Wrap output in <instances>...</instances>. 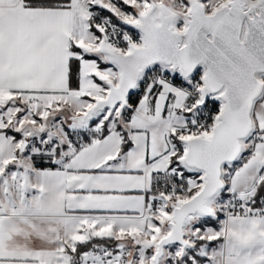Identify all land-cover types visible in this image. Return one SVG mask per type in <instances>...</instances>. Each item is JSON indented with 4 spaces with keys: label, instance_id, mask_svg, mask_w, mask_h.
Returning <instances> with one entry per match:
<instances>
[{
    "label": "snow or ice",
    "instance_id": "snow-or-ice-1",
    "mask_svg": "<svg viewBox=\"0 0 264 264\" xmlns=\"http://www.w3.org/2000/svg\"><path fill=\"white\" fill-rule=\"evenodd\" d=\"M0 264H264V0H0Z\"/></svg>",
    "mask_w": 264,
    "mask_h": 264
}]
</instances>
